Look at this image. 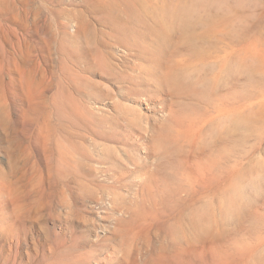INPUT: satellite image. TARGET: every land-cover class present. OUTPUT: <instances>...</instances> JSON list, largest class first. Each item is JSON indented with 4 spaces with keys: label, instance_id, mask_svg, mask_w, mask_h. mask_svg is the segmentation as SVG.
<instances>
[{
    "label": "rangeland",
    "instance_id": "obj_1",
    "mask_svg": "<svg viewBox=\"0 0 264 264\" xmlns=\"http://www.w3.org/2000/svg\"><path fill=\"white\" fill-rule=\"evenodd\" d=\"M15 1L23 7V0ZM88 1L29 0V6L40 8L36 20L43 28L27 30L23 21L12 17L10 0H0V264H115L105 256L111 245L117 246L116 240L101 236V230L111 232L107 204L111 195L101 204L95 196L74 192L75 180L92 187L90 178L107 183L114 172L108 167L117 161L122 171L116 176L123 172L118 191L134 198L143 159L132 148L145 155V140L154 126L158 129L168 118L169 107L181 112L197 106L201 92L196 82L201 80L221 93L233 88L237 97L245 88L242 73H228L215 58L189 54L191 47L183 42L178 25L182 11L160 8L179 0H158L156 28L165 24L170 34L169 38L160 34L163 39L148 31L133 8L108 14ZM181 1H193L198 9L207 4L212 15H227L233 27L264 17V0H223L225 6L211 0ZM141 3L136 0V7L142 9ZM49 8L57 11L51 14ZM78 10L91 22L83 31L75 19ZM179 37L177 45L170 40ZM164 47L181 48L175 57L187 58L180 76L191 88L181 94L156 82V70L149 71L153 53ZM259 77L253 73L249 88L256 91L261 86ZM258 100H250L254 110ZM130 107L142 112L134 121L129 119ZM127 129L131 132L126 137ZM150 156L149 164L154 158ZM65 162L78 169L67 168ZM64 195L67 205L60 200ZM245 195L256 201L250 199L248 207L263 215L264 191L248 189ZM211 201L204 195L194 210L188 209L201 215L204 227L214 225ZM157 207L151 216L133 219L126 227L128 235L146 231L153 240L174 237V226L171 231L165 226L168 235L159 232L167 210ZM123 217L129 220V214ZM243 224L238 237L256 242L253 229ZM191 229L188 224L186 230ZM263 243L256 253L262 258Z\"/></svg>",
    "mask_w": 264,
    "mask_h": 264
},
{
    "label": "bare ground",
    "instance_id": "obj_2",
    "mask_svg": "<svg viewBox=\"0 0 264 264\" xmlns=\"http://www.w3.org/2000/svg\"><path fill=\"white\" fill-rule=\"evenodd\" d=\"M89 1L94 8L108 14L115 9L133 8L149 32L169 38L165 24L161 25L162 29L156 28L158 0H139L142 1V9L136 7V0ZM211 1L225 6L223 0ZM164 4L160 8L169 9L167 11L170 13H175L177 9L182 11L178 16V25L183 29V42L191 47L189 54L215 58L229 70L228 73H242L245 84L243 93L237 97L233 88L221 93L217 87L201 80L196 82L201 92L197 106H194L195 103L181 112L169 107L168 118L158 129L154 126L145 140V155L141 156L139 149L132 148V152L143 159L142 167L137 170L141 177L135 185L134 198H128L118 191L123 172L116 176L122 171L117 161L108 167L114 172L109 174L107 183H97L90 178L91 184L94 183L92 187L89 182L76 179L73 190L78 194L95 196L101 204L106 203L105 196L111 195L107 203L111 209V232L101 230V236L116 240L117 246L111 245L105 256L115 264H264V258L256 255L264 241V214L260 215L254 208H249L250 199L256 201L245 195L248 189L264 191V17L260 14L252 22L233 27L227 15H212L207 4L202 9L195 8L193 1L188 4L179 0L173 6L169 5L171 7ZM7 6L12 17L23 21L27 30L43 28L36 20L40 8L29 6V0H23V7L15 0H10ZM49 9L51 14L57 11ZM225 10L228 11L227 8ZM31 13L32 20L29 18ZM75 19L80 31L88 29L91 24L81 10L75 12ZM170 40L174 45L181 41L180 37L179 40ZM198 41L200 45L193 47ZM180 49H156L150 56L152 59L148 58L151 60L149 71L151 68L156 70V82L176 94L191 88L180 76L181 66L187 60L175 57ZM236 57L239 62L235 64ZM253 73L261 78V86L256 91L249 88ZM171 96L178 98L180 95ZM253 98H259L255 110L250 102ZM127 111L133 113L129 117L131 121L142 114L136 107H130ZM125 113L128 116L129 113ZM130 132L127 129L125 136ZM125 152L129 154L127 150ZM151 154L154 158L149 164ZM63 165L78 169L77 165L70 167L69 162ZM204 195L212 199L213 226L204 227L205 221L201 215H196L195 211L188 212L189 207L194 210L193 207L203 200ZM66 196L60 200L67 205ZM160 205L167 212L162 216L163 226L159 232L168 235L165 226L170 231L174 226V237L153 240L146 231L136 236L128 235L126 227L133 219L151 216L153 209ZM68 207L73 211L71 206ZM125 213L129 214V220L123 217ZM244 222L253 229L256 242L238 237V234H243L241 227L244 225L245 228ZM187 223L192 227L189 232L186 230Z\"/></svg>",
    "mask_w": 264,
    "mask_h": 264
}]
</instances>
